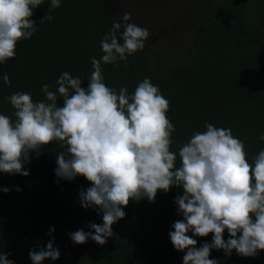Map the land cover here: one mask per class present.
<instances>
[{"label": "clouds", "instance_id": "1", "mask_svg": "<svg viewBox=\"0 0 264 264\" xmlns=\"http://www.w3.org/2000/svg\"><path fill=\"white\" fill-rule=\"evenodd\" d=\"M42 4L44 0H0V64L14 58L17 43L37 31L31 17ZM49 5L40 23L52 19L50 13L61 0H50ZM130 20L127 12L113 20L100 41L102 56L91 59L87 87H82V76L65 71L55 90L41 86L43 100L34 101L27 92L6 98L14 112L0 114V173L28 176L24 166L32 154L39 156L44 146L54 143L61 149L56 153L55 176L89 181L91 186L79 192L80 206L102 215V224L88 225L93 231L68 234L75 244L118 240L112 226L126 216L130 201L154 202L158 190L167 193L175 186L183 189L175 198L183 220L172 225L169 237L174 249L185 253L183 264H219L209 258L214 249L226 256L233 250L243 257L257 256L264 251V149L250 163L243 141L230 128L206 123V131L194 132L180 147L177 166V154L170 151L175 131L166 115L170 105L159 87L145 77L130 95L126 87L117 93L103 79L102 63L119 67V61L127 62L145 48L149 30ZM2 79L10 85L7 73ZM58 98L63 106H58ZM259 140L264 141V134ZM210 233L211 242L197 247L193 237ZM10 255L0 250V264H15ZM60 255L54 239L29 252L32 264L56 261Z\"/></svg>", "mask_w": 264, "mask_h": 264}, {"label": "trees", "instance_id": "2", "mask_svg": "<svg viewBox=\"0 0 264 264\" xmlns=\"http://www.w3.org/2000/svg\"><path fill=\"white\" fill-rule=\"evenodd\" d=\"M212 2L195 42L189 44L185 56L180 58L181 66L175 77L167 76L166 82L160 81L150 69L144 49L129 56L127 62L119 61V67L101 65L106 86L117 93L126 87L133 94L145 77L159 87L170 105L166 115L175 128L170 151L177 154V166L180 147L194 132L206 131V123L230 128L234 137L243 141L250 163L264 149V141L259 140L264 134V0ZM49 3L50 0H44V4L34 9L31 19L37 22V31L33 36L20 40L15 57L0 64V114L12 115L14 109L6 98L15 92L30 93L34 101L45 99L41 86L48 84L50 90H55L56 80L65 71L73 77L82 76V87H87L93 71L91 59H100L103 54L100 41L112 28L113 20L119 18L107 12L100 0H61V6L50 13L52 19L40 23ZM5 73L10 85L3 82ZM58 106H63L62 98H58ZM60 150L59 145L52 143L44 146L39 156L33 153L31 162L24 166L28 176L0 173V212L6 218L15 211H24L30 185L46 177L53 181L46 200L53 197L56 211L48 213L47 220L39 225L41 231H34V241L24 240L29 243L25 254L54 239L60 258L45 260L43 264H67L64 253L73 245L83 246V252L78 260L68 264H183L185 253L176 251L169 237L174 230L172 225L183 220L175 203L176 196L183 195V189L175 186L167 193L158 190L154 202L130 201L124 208L126 216L112 226L118 240L110 237L104 245L91 239L75 244L69 233L80 229L93 231L88 225L103 221L97 211L80 206L79 192L91 186L89 181L82 176L72 181L58 180L55 176L56 153ZM3 188L9 192H3ZM52 228L54 231L48 235ZM212 235L193 238L199 247L205 241L211 242ZM228 238L225 230V241ZM209 258L217 259L219 264H264V251L255 257H243L235 250L226 256L223 250L214 249ZM23 260L31 261L29 256Z\"/></svg>", "mask_w": 264, "mask_h": 264}, {"label": "rangeland", "instance_id": "3", "mask_svg": "<svg viewBox=\"0 0 264 264\" xmlns=\"http://www.w3.org/2000/svg\"><path fill=\"white\" fill-rule=\"evenodd\" d=\"M100 1L114 17L130 13L129 23L149 30L144 51L150 59V69L163 82H166L167 76L173 78L177 75L181 66L180 58L185 56L189 44L195 42L198 28L213 5L212 0ZM52 183L46 177L43 181L35 182L36 185H30L25 195L29 199L25 200L22 213L15 211L11 217L6 218L0 212V249L11 253L8 258L15 261V264H32L31 261L23 260L25 256H29L25 254L29 250L28 244L34 241L35 233L42 230L39 225L47 220L48 213L56 211L53 197L46 200L47 190ZM43 203L45 207H41L44 206ZM24 240L29 243H24ZM81 252L83 246L73 245L64 253V261L68 264L72 260H78Z\"/></svg>", "mask_w": 264, "mask_h": 264}]
</instances>
